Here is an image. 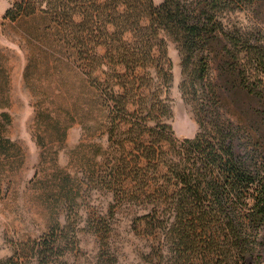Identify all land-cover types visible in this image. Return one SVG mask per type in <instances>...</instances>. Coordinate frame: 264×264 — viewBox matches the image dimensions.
I'll list each match as a JSON object with an SVG mask.
<instances>
[{"label": "trees", "instance_id": "obj_1", "mask_svg": "<svg viewBox=\"0 0 264 264\" xmlns=\"http://www.w3.org/2000/svg\"><path fill=\"white\" fill-rule=\"evenodd\" d=\"M253 1L16 0L5 12L44 17L55 51L97 85L112 148L100 180L117 202L148 211L138 220L153 264H264V37L224 23ZM165 36L178 44L192 138L168 122ZM57 229L23 245L36 264H66Z\"/></svg>", "mask_w": 264, "mask_h": 264}, {"label": "rangeland", "instance_id": "obj_2", "mask_svg": "<svg viewBox=\"0 0 264 264\" xmlns=\"http://www.w3.org/2000/svg\"><path fill=\"white\" fill-rule=\"evenodd\" d=\"M15 1L0 0V264H36L23 245L62 227L66 264H153V241L138 220L148 211L136 200L117 202L100 180L112 148L97 85L55 51L44 17H5ZM224 17L229 29L264 37V0ZM165 39L168 122L177 139L192 138L198 124L180 90L178 44Z\"/></svg>", "mask_w": 264, "mask_h": 264}]
</instances>
